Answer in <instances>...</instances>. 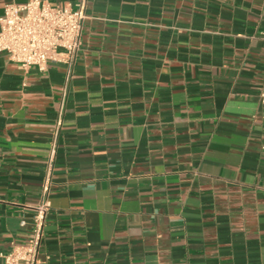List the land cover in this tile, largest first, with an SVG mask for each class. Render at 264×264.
Wrapping results in <instances>:
<instances>
[{"label":"crops","instance_id":"1","mask_svg":"<svg viewBox=\"0 0 264 264\" xmlns=\"http://www.w3.org/2000/svg\"><path fill=\"white\" fill-rule=\"evenodd\" d=\"M86 13L39 258L264 264V0ZM65 83L0 52V251L30 238Z\"/></svg>","mask_w":264,"mask_h":264},{"label":"built area","instance_id":"2","mask_svg":"<svg viewBox=\"0 0 264 264\" xmlns=\"http://www.w3.org/2000/svg\"><path fill=\"white\" fill-rule=\"evenodd\" d=\"M86 7L87 0H79L74 6H61L50 0H27L23 3L14 1L6 4L0 17V52L7 53L11 61L24 69L37 66L40 70H45L52 62L66 65V83L39 201L35 206L30 238L24 245L13 244L9 250L0 251L2 264H44L39 253L45 236L46 220L52 207L53 168L70 82L87 18ZM258 96L264 105V89Z\"/></svg>","mask_w":264,"mask_h":264}]
</instances>
